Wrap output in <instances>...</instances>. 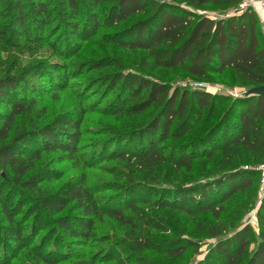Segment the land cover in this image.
<instances>
[{"label": "trees", "instance_id": "obj_1", "mask_svg": "<svg viewBox=\"0 0 264 264\" xmlns=\"http://www.w3.org/2000/svg\"><path fill=\"white\" fill-rule=\"evenodd\" d=\"M241 1L116 0L106 9L105 21L93 12L79 29L80 15L86 13L77 0H67L68 17L73 20L67 24L71 34L86 39L102 25L125 22L127 25L111 41L130 51H142L153 67L180 66L199 79L227 72L234 82L253 87L264 84V34L256 14L247 9L213 18L198 11L208 5L230 9ZM98 4L99 0H89L86 7L93 11ZM148 8L151 11L145 18L128 24ZM52 20L50 0H0V41L8 34L10 39L3 42L20 49L22 40L35 41L47 26H54ZM29 23L36 30L33 34ZM67 42L72 44L69 39ZM68 43L59 44L56 52L62 55L70 50ZM47 65L37 61L20 73L6 70L0 75V171L10 177L12 186L34 194L31 205L18 216L22 200L12 206V193L0 183V244L4 253L12 249L14 254L24 251L29 264H60L69 256L67 248L73 247L63 236L77 242L86 240L97 221L107 217L124 232L132 252L180 257L193 240L151 236L150 230L161 226L148 208H170L195 217L208 214L216 220L228 210L230 199L238 193L251 194L253 179L258 177L259 182L255 168L264 163V94L225 98L201 89L168 94L164 83L125 72L113 77L110 89L118 86L119 91L111 104V114L132 116L150 108H155L156 114L136 132V143L126 139L120 145L104 141L87 160L92 167L95 156L109 151L111 159L125 164L126 180L112 185L113 193L105 198H97L96 191L79 179L64 183L50 194L41 193L38 175L30 174L35 162L42 153L53 151L74 156L83 116L79 112L76 118L69 114L47 118L39 95L43 90L33 89V81L27 76ZM63 76L55 77L59 90L66 84ZM226 100L229 105L213 119ZM43 120L47 121L42 124ZM202 124L208 127L194 141L181 144L179 154L164 153L160 144L166 139L182 138ZM200 156L211 162L210 166L217 170L215 175L175 187H158L147 181L155 180L154 174L167 164L192 172L193 162ZM137 193L146 196L136 198ZM71 203L80 209V216L52 218ZM256 218L261 240L252 251L247 247L254 231L250 225H237L231 235L217 237L207 257H215L218 264H264V198ZM47 221L54 227L38 235ZM221 231L212 235L218 236ZM36 236H40L38 241L31 245L30 239ZM91 261L79 259L76 264H93Z\"/></svg>", "mask_w": 264, "mask_h": 264}, {"label": "rangeland", "instance_id": "obj_2", "mask_svg": "<svg viewBox=\"0 0 264 264\" xmlns=\"http://www.w3.org/2000/svg\"><path fill=\"white\" fill-rule=\"evenodd\" d=\"M66 1L50 0L54 26H47L43 34L35 41L22 40L20 49L12 46L10 42H3L4 39H10L8 34L0 41V75L4 74L6 70L11 73L17 71L20 73L37 61L49 64L46 69L39 70L40 72L35 70L27 73L30 81H33V89L36 91L43 90L39 95L42 99L41 104L45 106L48 119L61 114H69L75 118L79 112L83 115L80 123L78 151L74 156L53 151L42 153L41 158L35 162L34 169L30 174L38 175L41 193L50 194L64 183L79 179L96 191L95 196L97 198H105L113 193L112 185L126 180L128 170L125 168V164L119 160L111 159L109 151L95 156L92 159L94 162L92 167L89 166L87 159L93 150L102 146L104 141L120 145L126 139L136 143L138 141L134 137L136 132L148 124L157 110L150 108L132 116L112 115L110 112L111 104L118 94L119 87L111 90L110 86L116 74L134 72L147 79L162 82L168 87V94H172L174 91L182 92L197 89V84L203 83L214 94H219L225 98H234L235 93L246 92L251 87L234 82L231 73L227 72L210 74L207 78L199 79L189 75L180 66L174 68L153 67L152 60L144 59L142 51H130L111 41L113 35L127 25L125 22L111 26L102 25L93 34H89L86 39L75 37L70 33V27L67 24H72L73 20L68 17ZM77 1L86 13H81L79 18V29H81L84 26L83 22L93 12L105 21L106 9L110 8V5L116 0H99L97 8L93 11L86 7L89 0ZM234 8L218 9L208 5L198 9V11L213 18H220L232 10L235 11ZM150 11L151 8L144 10L132 18L128 24L145 18ZM54 28H57V32ZM29 29L32 30L31 24ZM35 31L32 30L31 33L33 34ZM67 39L71 40L72 44H69ZM61 43L64 46L68 43L70 46V50L67 49L62 55L56 52V47ZM55 66L57 68H54ZM60 75H65L63 79L66 82L61 90L55 84V77ZM34 94L35 92L31 93L30 96ZM228 105V100L220 105L213 119L217 118L223 108ZM213 119L211 123L214 121ZM44 121L47 120H43L42 124ZM208 125L211 124L208 123ZM208 125H198L193 132L182 138L170 137L166 139L160 144L163 145L164 153L179 154L180 145L197 139ZM120 135L123 138L118 139ZM210 165L211 162L202 156L193 162L192 172L189 173L167 164L154 174L155 180L149 179L147 181L158 187L190 185L215 175L217 170ZM246 166V164L242 165L244 168ZM0 183L4 185L5 191L12 193L14 197L12 206L15 205L16 201L22 200L20 213L17 214L18 216L22 215L31 205L34 194L25 192L20 186H12L10 177L1 171ZM252 183L251 194L238 193L227 203L228 210L216 220L208 214H198L195 217L170 208H148L161 226L158 229L150 230L151 236L193 240L190 244L191 247L180 257H171L168 254H157L152 251L132 252L124 232L113 221L104 217L103 220L97 221L93 234L86 240L82 239L77 242L76 239L72 240L63 236V239L73 247L71 250L67 248L68 253L70 252L69 256L60 264H76L79 259L92 260L91 263L93 264H218L219 262L215 257H207V254L217 237L231 235L237 225H239L238 227L250 225L254 231V238L250 240L247 247L248 251H252L257 242L261 240L258 236L256 218L260 205L258 177L254 178ZM144 195L145 193H137L136 198ZM148 196L157 197L153 194H148ZM80 215V209L71 203L60 213L53 214L52 218L67 216L74 219ZM50 227H54V223L45 222L38 235H43ZM163 227L168 230L164 231ZM221 229L222 231L218 236L212 235ZM57 231L63 235L60 229ZM39 237H32L30 239L31 245H34ZM14 253V249L4 253L0 244V264H29L26 252Z\"/></svg>", "mask_w": 264, "mask_h": 264}, {"label": "built area", "instance_id": "obj_3", "mask_svg": "<svg viewBox=\"0 0 264 264\" xmlns=\"http://www.w3.org/2000/svg\"><path fill=\"white\" fill-rule=\"evenodd\" d=\"M252 10L257 18H258V22L261 25V29L262 32L264 34V0H242L235 8L232 12L226 14V16H222L220 18H225L228 17L234 13H238L240 11H244V10ZM197 89H201V90H205V91H209V92H213L210 89H208L203 83H198L197 84ZM244 92L242 93H235V97H238L242 94H244ZM255 170L258 171L259 173V196H260V201L262 198H264V163H260Z\"/></svg>", "mask_w": 264, "mask_h": 264}, {"label": "water", "instance_id": "obj_4", "mask_svg": "<svg viewBox=\"0 0 264 264\" xmlns=\"http://www.w3.org/2000/svg\"><path fill=\"white\" fill-rule=\"evenodd\" d=\"M245 93L246 94H252V95L264 94V84L258 85V86H253L250 89H248Z\"/></svg>", "mask_w": 264, "mask_h": 264}]
</instances>
